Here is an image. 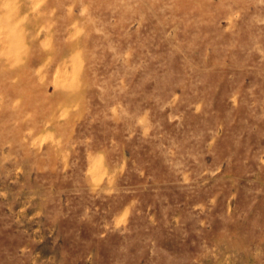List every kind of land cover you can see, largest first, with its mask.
I'll use <instances>...</instances> for the list:
<instances>
[{
    "label": "rangeland",
    "instance_id": "374dc122",
    "mask_svg": "<svg viewBox=\"0 0 264 264\" xmlns=\"http://www.w3.org/2000/svg\"><path fill=\"white\" fill-rule=\"evenodd\" d=\"M0 264H264V0H0Z\"/></svg>",
    "mask_w": 264,
    "mask_h": 264
}]
</instances>
